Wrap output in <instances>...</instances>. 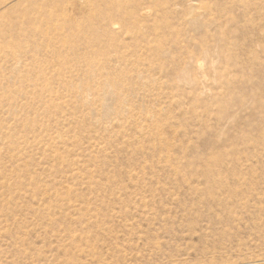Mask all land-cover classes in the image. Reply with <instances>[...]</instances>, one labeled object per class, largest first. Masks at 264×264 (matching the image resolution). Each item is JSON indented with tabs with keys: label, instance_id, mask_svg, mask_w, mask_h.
<instances>
[{
	"label": "rangeland",
	"instance_id": "obj_1",
	"mask_svg": "<svg viewBox=\"0 0 264 264\" xmlns=\"http://www.w3.org/2000/svg\"><path fill=\"white\" fill-rule=\"evenodd\" d=\"M0 264H264V0H0Z\"/></svg>",
	"mask_w": 264,
	"mask_h": 264
},
{
	"label": "bare ground",
	"instance_id": "obj_2",
	"mask_svg": "<svg viewBox=\"0 0 264 264\" xmlns=\"http://www.w3.org/2000/svg\"><path fill=\"white\" fill-rule=\"evenodd\" d=\"M213 72H214V70H213Z\"/></svg>",
	"mask_w": 264,
	"mask_h": 264
}]
</instances>
